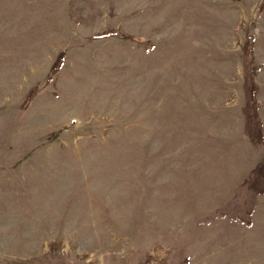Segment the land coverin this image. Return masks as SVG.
Listing matches in <instances>:
<instances>
[{"label": "rangeland", "instance_id": "1", "mask_svg": "<svg viewBox=\"0 0 264 264\" xmlns=\"http://www.w3.org/2000/svg\"><path fill=\"white\" fill-rule=\"evenodd\" d=\"M0 264H264V0H0Z\"/></svg>", "mask_w": 264, "mask_h": 264}]
</instances>
